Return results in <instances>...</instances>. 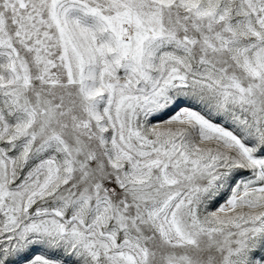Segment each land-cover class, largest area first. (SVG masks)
Returning a JSON list of instances; mask_svg holds the SVG:
<instances>
[{"label":"snow or ice","instance_id":"snow-or-ice-1","mask_svg":"<svg viewBox=\"0 0 264 264\" xmlns=\"http://www.w3.org/2000/svg\"><path fill=\"white\" fill-rule=\"evenodd\" d=\"M0 264H264V0H0Z\"/></svg>","mask_w":264,"mask_h":264}]
</instances>
